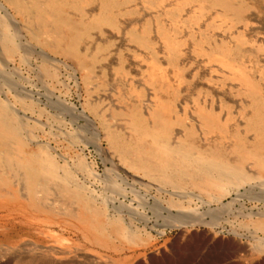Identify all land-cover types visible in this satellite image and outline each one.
Instances as JSON below:
<instances>
[{"label":"rangeland","instance_id":"obj_1","mask_svg":"<svg viewBox=\"0 0 264 264\" xmlns=\"http://www.w3.org/2000/svg\"><path fill=\"white\" fill-rule=\"evenodd\" d=\"M247 1L250 8L246 11V23L220 20L218 7L206 10L198 18L190 17L189 21L178 20L174 33L180 39L177 68L166 63L165 49L155 32L154 16L159 10L145 7L141 0L120 4V10L133 6L134 11L117 12V27L92 30L91 36L82 39V65L32 39L21 12L0 0V17L26 55L5 62L0 53L1 99L13 105L20 119L25 116L29 126L38 118L40 125L33 133L41 143L50 146L58 165L68 168L77 182H84L83 188L93 191L94 199L109 213L131 222L145 241L130 246L125 241L113 240L116 249L94 245L69 218V208L75 209V205L54 191L42 204V208L53 210L54 216L0 197V264L149 263L161 251L156 258L160 264H264V229L254 222L258 217L264 218V174L255 175L238 189L219 196L215 191L188 186L175 190L128 169L111 152L104 138L108 129L130 134L128 111L137 107L145 113L157 96L167 95L173 98V107L183 121L193 124V140L198 146L218 145L229 153L236 139L231 134L207 133L195 113V100L218 112L221 118L228 117L229 131L239 129L248 143L251 135L243 132V116L248 111L246 97L237 93V82L227 76L228 69L198 51L197 41L190 35L193 31L207 33L210 42L203 40L201 44L206 49L220 41L232 44L237 33L244 34L247 42L242 45L247 65L264 89V0ZM83 7L82 16L94 12L96 0ZM196 10L194 4H185L181 15ZM69 12L75 18L79 16L76 11ZM211 20L217 26L209 25ZM143 21L151 25L150 35L159 61L177 89L176 96L159 91L144 79L148 52L129 41L126 32ZM42 64H46L51 75L43 72ZM119 65L122 72L117 71ZM21 100H31L34 111L40 110L41 115L30 110L23 112L19 107ZM182 128L173 126L178 134ZM70 135H77L79 144L71 146L67 142ZM231 154L227 155L230 159ZM78 160L92 167L95 174L89 177L76 168ZM244 168L254 171L250 161ZM1 189L4 187L0 186Z\"/></svg>","mask_w":264,"mask_h":264},{"label":"bare ground","instance_id":"obj_2","mask_svg":"<svg viewBox=\"0 0 264 264\" xmlns=\"http://www.w3.org/2000/svg\"><path fill=\"white\" fill-rule=\"evenodd\" d=\"M2 1L10 5L14 11L21 12L32 39L50 51L71 58L80 65L83 63L80 55L82 39L91 36L92 30L117 27V12L122 11L123 13L124 11L126 14H131L134 11L133 6L122 10L119 8L121 3L131 0H96L95 11L86 16H82L85 13L83 6L93 0ZM141 1L145 7L159 10L154 16L155 32L165 49L166 63L177 68L180 39L174 33L178 20L189 21L190 17L198 18L206 10L218 7L220 20L227 19L233 23H246V11L250 8V3L247 0ZM185 4H194L197 7L196 12L183 17L181 10ZM1 8L3 6H0ZM69 10L76 11L79 16L75 18L70 15ZM162 14L166 16L167 20L163 18ZM215 23L212 20L208 22L211 26H217ZM150 30V23L143 21L139 27L133 26L127 29V38L148 52L145 59V81L161 92L176 96L177 89L171 84L166 68L159 61ZM190 35L197 41L195 45L198 51L228 69L227 76L237 82V93L246 97L248 111L243 116V132L251 135L249 142H245L246 137L243 133L238 132L239 129L229 131L228 117L221 118L218 112L198 104L199 101L195 100V113L207 133L229 134V136L231 134L236 139L231 151L229 150V153L233 154L231 159L227 156L228 151H225L221 146L211 145L208 148L198 146L193 140L195 132L193 124L183 121L181 113H178L173 107V98H168L167 95L165 97L157 96L145 113L137 107L128 111L127 123L131 130L130 134L123 135L108 129L104 138L108 142V148L120 162L143 177L164 186H170L175 190L188 186L206 192L215 191L219 196L230 190L238 189L255 175L264 174V89L258 79L250 73L247 65L246 50L242 45L247 42L244 34L237 33L232 44L220 41L209 45L206 49H203L201 44L203 40L210 42L207 33L199 31L198 34H195L193 31ZM20 50L8 25L0 17V53L2 58L8 62L13 61L12 59L15 57L19 59L22 56L26 57ZM42 69L45 74L51 75L46 64H42ZM117 71L122 72V65L117 67ZM133 91L141 93L139 89H133ZM15 98H17L16 95ZM19 104L23 112L30 110L32 114L38 112L37 115H41L40 110L34 111L35 104L31 100L29 103L21 100ZM23 118H19L13 105L6 103L0 97V186L4 187L3 190H0V197L6 198L8 202H20L24 207L32 209L34 212H44L54 216L53 210L42 208L46 196L54 191L75 205V209L69 208V218L76 224L81 235L94 245L116 249L113 243L115 240L125 241L130 246H134L138 241L141 245L144 244V239L139 237V231L137 232L131 227V222L123 220L124 217L120 218L119 214L109 213L105 206L94 199L93 191L89 192L84 189L85 187L83 188L84 182H77L76 177L72 176L73 174L68 168L58 165L56 159L51 155L50 146H46L36 139L37 135H34L33 129L39 128V119H34L33 124L29 126L30 123L26 124ZM174 125L183 127L179 134V130H173ZM69 139L67 142L71 146L79 144L80 139L77 135H70ZM29 141H32L33 144L31 145ZM248 161L251 162L254 171L249 172L244 168V164ZM75 166L87 172L89 177L95 174L94 169L90 166L87 167L82 160H78ZM103 201L105 202V200ZM118 202L121 201L118 200ZM254 222L256 226L264 229V218L258 217ZM145 223L147 224V221ZM61 240L65 243L67 241L66 239ZM160 254H156V257L153 256L154 258L150 259L149 263L138 261L135 264H160L161 262L156 259Z\"/></svg>","mask_w":264,"mask_h":264}]
</instances>
